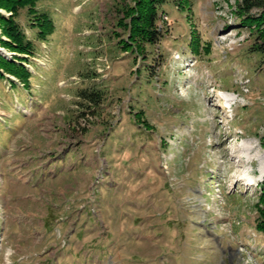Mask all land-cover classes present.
<instances>
[{
  "label": "rangeland",
  "instance_id": "rangeland-1",
  "mask_svg": "<svg viewBox=\"0 0 264 264\" xmlns=\"http://www.w3.org/2000/svg\"><path fill=\"white\" fill-rule=\"evenodd\" d=\"M234 1L165 4L143 53L117 0H37L45 41L19 9L36 54L0 44L31 74H0V264H264V68Z\"/></svg>",
  "mask_w": 264,
  "mask_h": 264
},
{
  "label": "trees",
  "instance_id": "trees-1",
  "mask_svg": "<svg viewBox=\"0 0 264 264\" xmlns=\"http://www.w3.org/2000/svg\"><path fill=\"white\" fill-rule=\"evenodd\" d=\"M37 0H0V8L10 11L7 16L0 14L2 22V34L6 39L0 37V44L9 50L35 55L34 38H30L25 33L23 27L19 24L16 16L20 8L26 7L27 12L34 16L35 38L38 41H45L46 36L53 30V20L45 11H37L35 3ZM165 4H171L179 9L188 8L190 0H117V25L126 33L125 39L120 42L124 51L131 50L144 52L145 44L155 45L161 38V30L158 25L160 20V11ZM233 13L238 17L241 26L250 28L249 34L252 42L248 51L254 53L259 58L261 66L264 68V0H235ZM146 55L145 58H147ZM15 58V57H14ZM21 59L26 60L25 57ZM16 64L13 60H8L0 54V74L1 69L9 71L22 80H27L31 74L19 65L20 69L14 67ZM149 69V67L147 68ZM150 73V72H149ZM91 76L89 79H94ZM75 95L79 103L84 104L86 112L93 113L96 105H100L104 100V90L101 86L83 85L76 89ZM264 186V181L262 182ZM258 220L256 227L264 233V189L259 195Z\"/></svg>",
  "mask_w": 264,
  "mask_h": 264
},
{
  "label": "crops",
  "instance_id": "crops-1",
  "mask_svg": "<svg viewBox=\"0 0 264 264\" xmlns=\"http://www.w3.org/2000/svg\"><path fill=\"white\" fill-rule=\"evenodd\" d=\"M65 163H63V165H62V168H61V171H67L68 173H70V171H71V173L72 174H75V172H76V170L74 169V168H76L75 167V165H73V163H67V165L65 164ZM73 167V168H72ZM84 167V166H83ZM83 167H81V168H83ZM75 176V175H74ZM75 179H76V182H77V184L76 185H71L70 186V188H72V191H74L75 193H76V191H78V188H77V186H80V184H79V182H78V180H77V178L75 177ZM82 179H84V178H82ZM85 180V179H84ZM79 184V185H78Z\"/></svg>",
  "mask_w": 264,
  "mask_h": 264
}]
</instances>
